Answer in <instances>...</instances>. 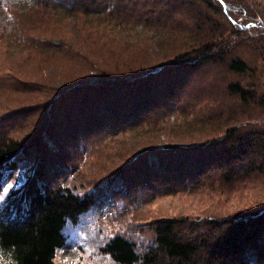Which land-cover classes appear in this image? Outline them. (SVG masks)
Wrapping results in <instances>:
<instances>
[{
	"label": "rangeland",
	"instance_id": "obj_1",
	"mask_svg": "<svg viewBox=\"0 0 264 264\" xmlns=\"http://www.w3.org/2000/svg\"><path fill=\"white\" fill-rule=\"evenodd\" d=\"M93 1H0V135L28 147L1 199L40 165L54 183L96 195L67 224L56 264H118L102 247L122 235L144 252L162 219L264 211L263 162L226 178L230 130L264 133V108L228 88L264 97V0H228L238 25L204 0ZM249 16L259 17L245 27ZM212 37L223 60L177 64ZM235 58L250 70L230 71Z\"/></svg>",
	"mask_w": 264,
	"mask_h": 264
},
{
	"label": "trees",
	"instance_id": "obj_2",
	"mask_svg": "<svg viewBox=\"0 0 264 264\" xmlns=\"http://www.w3.org/2000/svg\"><path fill=\"white\" fill-rule=\"evenodd\" d=\"M0 1L5 5L7 0ZM17 1L29 3L37 9L42 3L40 0ZM56 1L62 5L61 0ZM103 1L94 0V7L99 8L102 3L106 7L107 3ZM204 1L210 7L218 4L227 20L238 25L237 18L232 15L235 11L231 2ZM12 6L14 3L6 4L8 10ZM96 8L90 12L97 13ZM258 17L249 16L244 26L255 24ZM239 26L242 28V24ZM257 34L264 35V30ZM214 40L212 37L200 44L194 50V57L191 54L179 55L178 63H175L181 66L205 65L223 60V50H218ZM227 67L238 74L250 70L249 65L240 58L232 59ZM228 88L244 104L257 103L264 108V97H258L252 90L240 84H231ZM226 139L232 141L227 150L231 153L226 159L229 164L227 179L232 180L236 176L235 167L243 161L254 158L255 161L248 166L250 172L256 170L254 167L259 161L264 163V133L261 130L242 133L232 128ZM27 154L26 145L0 135V264H56L57 253L68 244V237L64 233L67 224H77L97 204L98 198L91 193L80 196L70 188L54 183L47 179L45 171L48 169L44 170L45 167L40 165L33 168L32 175L23 186L12 189L2 200L5 178L14 176L19 162ZM31 178L36 180L30 182ZM263 223L264 211L220 220L211 218L204 223L162 219L154 226V244L144 252H140L135 242L122 235L109 240L102 251L118 264H264ZM249 252L257 254L255 262L249 260Z\"/></svg>",
	"mask_w": 264,
	"mask_h": 264
},
{
	"label": "bare ground",
	"instance_id": "obj_3",
	"mask_svg": "<svg viewBox=\"0 0 264 264\" xmlns=\"http://www.w3.org/2000/svg\"><path fill=\"white\" fill-rule=\"evenodd\" d=\"M249 251V250H248Z\"/></svg>",
	"mask_w": 264,
	"mask_h": 264
}]
</instances>
